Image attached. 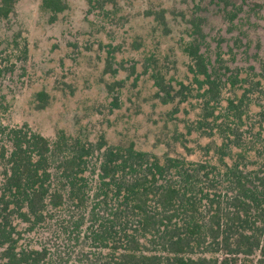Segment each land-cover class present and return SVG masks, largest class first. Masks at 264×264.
Returning a JSON list of instances; mask_svg holds the SVG:
<instances>
[{
	"label": "rangeland",
	"instance_id": "1",
	"mask_svg": "<svg viewBox=\"0 0 264 264\" xmlns=\"http://www.w3.org/2000/svg\"><path fill=\"white\" fill-rule=\"evenodd\" d=\"M63 1L53 22L41 0H17L0 17V125L26 124L51 142L63 132L70 150L74 141L85 145L89 199L48 205L37 225L11 216L20 248L44 249L45 264L101 263L108 248L92 230L109 210L98 195L99 164L115 146L132 143L208 171L237 161L252 179L264 175V0ZM189 43L218 84L210 116Z\"/></svg>",
	"mask_w": 264,
	"mask_h": 264
},
{
	"label": "trees",
	"instance_id": "2",
	"mask_svg": "<svg viewBox=\"0 0 264 264\" xmlns=\"http://www.w3.org/2000/svg\"><path fill=\"white\" fill-rule=\"evenodd\" d=\"M16 1L0 0V17H8ZM40 8L53 22L67 4L41 0ZM185 51L195 63V82L205 86L204 111L210 116L218 84L198 47L189 43ZM153 77L168 94L162 75ZM37 97L42 108L47 96ZM70 146L63 132L51 142L26 124L0 125V264H45L47 257L44 249L18 246L11 216L37 225L48 205L59 208L66 198L86 205L89 152L78 141ZM237 164L208 171L184 159L161 161L132 143L107 149L99 164L98 195L108 217H95L100 223L92 230L95 243L108 248L100 264H233L251 256L264 264V175L254 180ZM221 176L224 192L217 189Z\"/></svg>",
	"mask_w": 264,
	"mask_h": 264
}]
</instances>
